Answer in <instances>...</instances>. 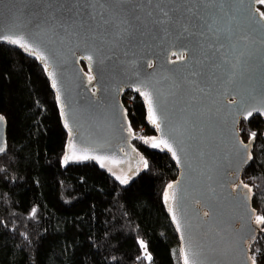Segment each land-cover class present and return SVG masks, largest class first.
<instances>
[{
	"label": "water",
	"instance_id": "1",
	"mask_svg": "<svg viewBox=\"0 0 264 264\" xmlns=\"http://www.w3.org/2000/svg\"><path fill=\"white\" fill-rule=\"evenodd\" d=\"M260 5L0 0V44L37 59L46 71L71 131L67 156L78 164H105L121 182L142 169L129 154L122 96L142 98L155 144L178 170L169 212L180 231L183 263L251 264L256 217L243 189L250 146L240 127L256 116L264 120ZM2 37L22 38L27 48ZM6 132L2 119L0 149Z\"/></svg>",
	"mask_w": 264,
	"mask_h": 264
},
{
	"label": "trees",
	"instance_id": "2",
	"mask_svg": "<svg viewBox=\"0 0 264 264\" xmlns=\"http://www.w3.org/2000/svg\"><path fill=\"white\" fill-rule=\"evenodd\" d=\"M126 93L135 98L124 105L128 140L145 167L121 182L105 164L67 156L71 131L46 71L37 59L0 44V116L7 129L0 153V264H184L169 212L178 170L153 146L156 130L142 98ZM240 129L250 146L244 193L255 217L264 216V120L242 121ZM255 231L249 251L264 264V223L256 222Z\"/></svg>",
	"mask_w": 264,
	"mask_h": 264
},
{
	"label": "snow or ice",
	"instance_id": "3",
	"mask_svg": "<svg viewBox=\"0 0 264 264\" xmlns=\"http://www.w3.org/2000/svg\"><path fill=\"white\" fill-rule=\"evenodd\" d=\"M258 2L261 3V4H264V0H258ZM260 15H261L262 18H264V13H261ZM2 38L8 40L12 44H17V45H20L21 47L27 48V45L26 44H22V42H21L22 41V38L21 39H12L11 37H2ZM173 55H175V53H173ZM182 58H183L182 56H178L177 57V59H182ZM41 59H43V57H41ZM89 59H91V57H89ZM138 91H139V89H138ZM144 95L149 100V109H150V112H151V110H152V100H151V97L149 96V94L147 92H145ZM248 115H251V112H249ZM2 119L3 118L0 117V120H2ZM155 122H156L155 121V117L153 116V123H155ZM157 127H159V125H157ZM160 143L163 144L170 151L172 150L171 147H170V145L167 143V141L161 140ZM153 146H158V145L154 144ZM2 150L3 149H0V151H2ZM173 155L175 156L176 153L173 152ZM66 159H69V157H66ZM169 188H172V185H169ZM166 198H168L167 193H166ZM256 222L258 224L264 223V216H257L256 217ZM149 259H150V257H149ZM184 264H189L187 258H185ZM253 264H255V260L254 259H253Z\"/></svg>",
	"mask_w": 264,
	"mask_h": 264
},
{
	"label": "built area",
	"instance_id": "4",
	"mask_svg": "<svg viewBox=\"0 0 264 264\" xmlns=\"http://www.w3.org/2000/svg\"><path fill=\"white\" fill-rule=\"evenodd\" d=\"M122 102H123V104L126 105V106L134 105V103H135V98H134L133 96H131L129 93H124L123 96H122ZM145 130H146V127H145V126L141 127L140 130H138V131L135 132L134 136H135V137H138V138H141L142 133H143ZM169 166H170V165H169ZM251 255H252V254H250V258H251ZM252 259H253V258H251V260H252ZM254 260H255V264H259V263L256 262L255 256H254ZM252 262H253V261H252Z\"/></svg>",
	"mask_w": 264,
	"mask_h": 264
},
{
	"label": "flooded vegetation",
	"instance_id": "5",
	"mask_svg": "<svg viewBox=\"0 0 264 264\" xmlns=\"http://www.w3.org/2000/svg\"><path fill=\"white\" fill-rule=\"evenodd\" d=\"M126 93V92H125ZM124 105V104H123ZM125 107V106H124ZM1 117V116H0ZM129 154L132 156V157H136V159L138 158V155L136 154V151L134 150L133 146H131V150L129 152Z\"/></svg>",
	"mask_w": 264,
	"mask_h": 264
},
{
	"label": "rangeland",
	"instance_id": "6",
	"mask_svg": "<svg viewBox=\"0 0 264 264\" xmlns=\"http://www.w3.org/2000/svg\"><path fill=\"white\" fill-rule=\"evenodd\" d=\"M144 164H145V162H144ZM143 167H145V165H144ZM142 169H143V168H142ZM142 169H141V170H142ZM142 246H143V249H144L145 254L149 257V254H148V252H147V248H146L145 243H142Z\"/></svg>",
	"mask_w": 264,
	"mask_h": 264
}]
</instances>
